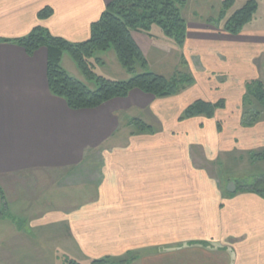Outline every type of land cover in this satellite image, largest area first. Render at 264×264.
<instances>
[{
  "label": "crops",
  "instance_id": "0c3cea01",
  "mask_svg": "<svg viewBox=\"0 0 264 264\" xmlns=\"http://www.w3.org/2000/svg\"><path fill=\"white\" fill-rule=\"evenodd\" d=\"M111 1L0 0V39L41 25L70 42L86 41ZM45 7L53 14L40 19ZM190 26L184 49L192 63L191 56L202 60L206 78L215 71L241 80L245 73L237 75L232 61L248 66L264 52L261 39L234 44L241 34L207 22ZM133 35L142 48L144 33ZM47 63L45 47L29 55L0 42V185L11 214L0 219V264H41L48 248L89 264L130 253L137 256L130 264H264V198L237 184L227 190L222 175L204 166L226 154L264 151V120L242 126L241 113L234 118L229 106L244 92L215 95L207 84L216 81L202 77L209 96L199 93L193 102L229 101L212 119L180 121L192 101L139 90L73 110L51 93ZM249 67L244 84L258 78L252 60ZM137 111L155 133L132 134ZM66 188L80 196L73 204L65 203Z\"/></svg>",
  "mask_w": 264,
  "mask_h": 264
},
{
  "label": "trees",
  "instance_id": "16d2710c",
  "mask_svg": "<svg viewBox=\"0 0 264 264\" xmlns=\"http://www.w3.org/2000/svg\"><path fill=\"white\" fill-rule=\"evenodd\" d=\"M188 0H112L106 6L101 17L92 24L90 38L83 42H70L62 37L53 35L43 26L35 27L29 34L9 40L0 39V42H13L22 47L29 55L45 47L48 51L47 78L52 94L63 98L68 107L73 110L94 109L115 98H126L134 90L156 98L172 97L180 94L196 83V80L179 73L172 77L150 71L138 72V67L147 69L149 62L136 41L133 32L139 31L150 34L155 28L173 39L180 47H184L187 39L188 24L182 8ZM237 0H223L222 10L218 16L219 22H224L222 29L229 34L242 33L258 10L257 0H246L243 5L228 15ZM53 14L51 7L39 11L40 19H46ZM207 23L211 24L210 21ZM114 50L121 65L132 74L128 80H113L99 75L94 70L96 65L104 63L99 53ZM69 53L76 62L87 81L93 82L90 87L84 81L72 77L62 66V58ZM186 62V61H185ZM258 99L264 106V80L255 79L246 83V92L243 95V104L251 105L252 99ZM227 101L224 98L211 102L198 99L189 104L180 121L204 116L212 119L218 109H224ZM257 109L248 110L249 112ZM242 126H253L257 121L243 115ZM129 125L134 134L155 133L152 124L142 118H133ZM217 128L222 131V122H217ZM251 160L264 159V151L251 152ZM237 184L238 190L253 192L264 198V175L255 177L248 184ZM0 219L10 218V208L6 193L0 185ZM137 260L135 253L128 258L116 259L104 257L94 259L91 264H130ZM64 264H82L67 257Z\"/></svg>",
  "mask_w": 264,
  "mask_h": 264
},
{
  "label": "rangeland",
  "instance_id": "374dc122",
  "mask_svg": "<svg viewBox=\"0 0 264 264\" xmlns=\"http://www.w3.org/2000/svg\"><path fill=\"white\" fill-rule=\"evenodd\" d=\"M246 0H237L236 4L228 10V15L232 14L237 8H239ZM258 2V10L254 15L253 20L246 25L244 30L242 31L241 38H233V43H238L243 41H251L254 37L257 39H261L264 42V0H257ZM223 0H188L186 5L182 8V12L184 17L187 20V24L197 25L199 23L210 21V23L218 28H222L223 21L220 23L218 16H220V12L222 10ZM157 30H153L150 34L144 33L142 36H138L141 41L142 48L144 50V54L149 62L147 69H142L138 67V72L150 71L158 74H163L167 77H172L175 74L185 73L196 80V83L193 87L187 88L179 94L176 99H189V101L193 102L192 97L196 96L199 93H205V81L202 77H204L206 69L202 66V60L197 56H191L193 63L190 61L189 56L186 53L184 47H180L176 44V42L167 37L160 28H155ZM255 44V43H254ZM258 57L249 59L246 61L248 66L242 67L238 65V62L235 60L232 61L233 64L237 65L239 69L238 74L240 76L243 75V78L248 77L252 73L249 65L251 64L256 69V73L253 75L255 77L258 76L259 79L264 80V52L258 53ZM66 58L63 60V67L65 70L72 76L81 81H84L90 87L94 86L93 82L87 81L86 77L82 74L80 69L78 68L76 62L72 59L69 53L66 54ZM99 57H105L104 63L96 65L95 71L99 75H103L113 80H128L132 77V74L129 73L119 62L117 55L114 50H109L107 52L99 53ZM186 61V62H185ZM198 71V72H197ZM208 81H216L215 84H207L209 90L215 95H225L228 96L230 91L232 93L238 92V89L241 92H246L245 85L243 83V78L239 80V78H234L230 72L222 73L213 71L210 75L206 74ZM236 77V76H235ZM257 78V79H258ZM232 80H235V85L232 84ZM207 81V82H208ZM248 82V81H247ZM237 87V88H236ZM231 93V95H232ZM209 96V95H208ZM233 99V98H232ZM229 103V101H227ZM231 108H234L232 114H235L237 117L238 114L241 113V121L246 114V117L253 118L256 117L258 123L261 120H264V106L260 104L258 99H252V104L244 105L243 100L238 97L237 104L232 100L231 104H229ZM228 109V108H227ZM257 109L259 114H256V111L249 112L248 110ZM224 111H221V113ZM139 111H137L136 116L140 118ZM226 113V112H225ZM147 122V121H146ZM152 124V123H151ZM153 125V124H152ZM154 126V125H153ZM257 153L262 151H256ZM224 162L220 164V160ZM220 164V165H219ZM204 166L208 168L210 173L217 175L218 173L222 175L223 181L225 183V188L228 190L229 185L234 183L239 184H248L253 178L260 177L264 175V159L251 160L250 155L247 152H241L237 154H226L224 156H220L218 161H205ZM93 189V188H92ZM92 189H88V187H81V192L89 193ZM74 191L70 194L68 191ZM65 194V203L66 205L71 201V204L76 202L80 197L76 189L66 188ZM74 193V194H73ZM85 195L82 194L81 199H84ZM70 200V201H69ZM46 248V247H45ZM53 248H48V253L42 258L43 260H39L41 264L47 262L48 264H64L65 259L67 257L72 258L68 255H55ZM74 255L78 256L80 259L74 260L81 262L82 264H89L90 261L82 259L80 254L74 253Z\"/></svg>",
  "mask_w": 264,
  "mask_h": 264
},
{
  "label": "water",
  "instance_id": "95a60500",
  "mask_svg": "<svg viewBox=\"0 0 264 264\" xmlns=\"http://www.w3.org/2000/svg\"><path fill=\"white\" fill-rule=\"evenodd\" d=\"M229 190H235L236 189V183L232 182L229 187H228Z\"/></svg>",
  "mask_w": 264,
  "mask_h": 264
}]
</instances>
